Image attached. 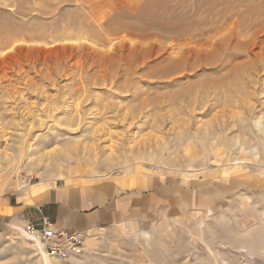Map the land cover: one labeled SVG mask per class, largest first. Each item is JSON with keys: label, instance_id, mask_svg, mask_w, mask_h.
I'll return each mask as SVG.
<instances>
[{"label": "rangeland", "instance_id": "rangeland-1", "mask_svg": "<svg viewBox=\"0 0 264 264\" xmlns=\"http://www.w3.org/2000/svg\"><path fill=\"white\" fill-rule=\"evenodd\" d=\"M105 180L137 214L49 264H264V0H0V264L5 202Z\"/></svg>", "mask_w": 264, "mask_h": 264}, {"label": "crops", "instance_id": "crops-1", "mask_svg": "<svg viewBox=\"0 0 264 264\" xmlns=\"http://www.w3.org/2000/svg\"><path fill=\"white\" fill-rule=\"evenodd\" d=\"M47 185L46 181H41L35 183L30 191L22 192L24 197L33 196V203L17 201L18 204L11 205L7 201L3 207H11V211L12 208H20L15 215L23 223L40 227L48 221L58 229L81 232L87 238L85 244L92 242L90 230L131 219L146 198L142 191L123 188L110 180L90 184L63 183L50 186L41 195H37ZM21 213L25 215L21 216ZM6 215L0 214V217ZM19 221L16 223L21 225Z\"/></svg>", "mask_w": 264, "mask_h": 264}, {"label": "built area", "instance_id": "built-area-1", "mask_svg": "<svg viewBox=\"0 0 264 264\" xmlns=\"http://www.w3.org/2000/svg\"><path fill=\"white\" fill-rule=\"evenodd\" d=\"M26 228L29 234L37 235L45 242V247L51 254L66 257L71 252L84 248L81 232L58 229L48 221L40 227L28 225Z\"/></svg>", "mask_w": 264, "mask_h": 264}, {"label": "bare ground", "instance_id": "bare-ground-1", "mask_svg": "<svg viewBox=\"0 0 264 264\" xmlns=\"http://www.w3.org/2000/svg\"><path fill=\"white\" fill-rule=\"evenodd\" d=\"M26 186H28V184L26 182H22L21 188H19V190L26 188ZM15 226L19 228V230L21 231L22 234H24L28 239H30L34 242V245L36 246L39 253L41 254L39 260L36 261V263L37 264H49V260H50L49 255H47V253L45 251L46 247L44 248V242L42 240H40V237H38L37 235L29 234L26 227L19 226V225H15Z\"/></svg>", "mask_w": 264, "mask_h": 264}]
</instances>
